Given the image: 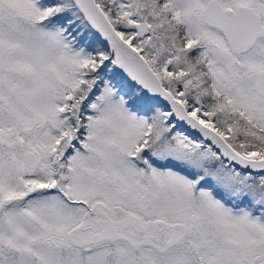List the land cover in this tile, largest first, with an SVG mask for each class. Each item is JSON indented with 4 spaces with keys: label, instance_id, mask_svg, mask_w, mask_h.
Wrapping results in <instances>:
<instances>
[{
    "label": "snow or ice",
    "instance_id": "1",
    "mask_svg": "<svg viewBox=\"0 0 264 264\" xmlns=\"http://www.w3.org/2000/svg\"><path fill=\"white\" fill-rule=\"evenodd\" d=\"M0 264H264V0H0Z\"/></svg>",
    "mask_w": 264,
    "mask_h": 264
}]
</instances>
